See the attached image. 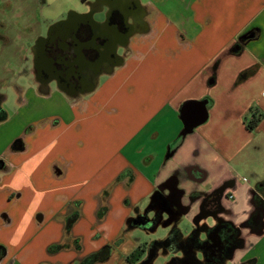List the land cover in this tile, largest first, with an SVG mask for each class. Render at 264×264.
Listing matches in <instances>:
<instances>
[{
	"label": "crops",
	"instance_id": "1",
	"mask_svg": "<svg viewBox=\"0 0 264 264\" xmlns=\"http://www.w3.org/2000/svg\"><path fill=\"white\" fill-rule=\"evenodd\" d=\"M169 2L135 0L142 28L81 95L44 85L28 60L5 53L0 88L11 74L24 84L12 115L0 103V264H76L104 246L95 264H131L147 234L162 241L177 229L185 241L202 225L203 239L216 218L239 231L223 264H264V206L256 227L245 224L264 193V0ZM199 101L207 119L182 136L180 108ZM219 187L221 209L195 225ZM182 252L157 247L151 264Z\"/></svg>",
	"mask_w": 264,
	"mask_h": 264
},
{
	"label": "flooded vegetation",
	"instance_id": "2",
	"mask_svg": "<svg viewBox=\"0 0 264 264\" xmlns=\"http://www.w3.org/2000/svg\"><path fill=\"white\" fill-rule=\"evenodd\" d=\"M6 3L0 8L6 9ZM41 3L45 4L46 1H25V7H30V11L25 12V18L19 16L15 24L9 26H16V35L11 36L5 30L7 23L0 18V45L5 46L3 51L12 47L14 54L8 52L18 56L20 63L28 60L35 77L44 85L53 83L55 87L71 95L85 93L95 85L103 71H111L115 64L120 63L121 55L127 53L131 36L136 29L142 28V23L135 19V14H140L135 7V0H93L83 11L71 12L50 20L38 15V5ZM10 42H13L12 46L7 45ZM3 51L0 50V56L4 54ZM25 71L23 66L22 74ZM258 190L260 192L259 188ZM222 194L223 187H219L205 198L203 209L197 215L201 216L198 223L207 214L215 215L221 209L219 201ZM258 197L261 200L258 210L245 222L254 224V227L260 223L264 193L260 192ZM174 199L175 195L172 194L170 201ZM157 220V217L152 220L144 217L136 219L145 225ZM216 221L203 239L199 238V230L205 227L199 225L195 229V243L176 237L168 242V247L173 243L180 244L184 249L185 263L227 259L231 249L240 242L239 231L227 219L216 218ZM191 249L197 250L196 255Z\"/></svg>",
	"mask_w": 264,
	"mask_h": 264
},
{
	"label": "rangeland",
	"instance_id": "3",
	"mask_svg": "<svg viewBox=\"0 0 264 264\" xmlns=\"http://www.w3.org/2000/svg\"><path fill=\"white\" fill-rule=\"evenodd\" d=\"M8 2H4L3 0H0V7L6 3L4 5V8H0V18L5 20L7 23V28L5 29L6 31H9V34L12 35H16L17 30L15 29L16 26H11V28L9 27L10 24H15L16 19L19 18V16H22L25 18L26 15V11H30V7L27 9V7H25V1L28 0H7ZM46 3L48 4H43L41 3L40 5H38V15L41 18H46L48 20L53 19L57 16H61V15H68L71 12H80L83 11L84 9H86L88 7V3L92 2L93 0H45ZM96 1V0H94ZM178 2V0H170V2L168 3V7L171 5H175ZM11 5V7H10ZM177 21H178V17ZM177 28H178V24H177ZM10 29V30H9ZM11 43V42H10ZM8 43L7 45H11L13 44V42L10 44ZM5 46H1L0 45V50L1 52L3 51ZM8 49V48H7ZM5 49L3 51V53L5 54L6 52L9 54L10 52H12V47H10L8 50ZM10 51V52H8ZM15 51H13L12 53L14 54ZM11 54V53H10ZM8 58L7 54L2 55V57H0V66L3 64V59ZM4 61H7L4 60ZM2 67V66H1ZM1 68H0V74H1ZM20 76H15L13 77V74H11V76L9 77L7 83L4 85V89L0 88V102L3 104V108L5 110H7L9 112L10 115H12L15 110L18 108V93H17V89L19 86H23L24 84V80L23 78L21 79ZM106 75H101V77L99 78V81H103L105 79ZM214 218L211 217H204L202 220H212ZM158 234H160V236L163 235V233H155V234H147V236L145 237V242L144 243H148L147 244V250H146V255L148 254L149 251V247L150 244L152 242V240H155L154 238H156L157 236H159ZM162 238V237H161ZM143 243V244H144ZM153 264H165V259L162 255H159L156 257V259L154 260Z\"/></svg>",
	"mask_w": 264,
	"mask_h": 264
},
{
	"label": "trees",
	"instance_id": "4",
	"mask_svg": "<svg viewBox=\"0 0 264 264\" xmlns=\"http://www.w3.org/2000/svg\"><path fill=\"white\" fill-rule=\"evenodd\" d=\"M249 71L245 70L242 71L241 73H239L237 80H241L243 78H245V76L247 75ZM4 116L0 115V119H2ZM260 120V115H257L256 112H253L251 115V118L248 120V122L246 123V127L249 130H252L256 124L259 122ZM181 140V135L174 141L172 142L171 145L176 146ZM3 168V162L0 160V169ZM100 215V214H99ZM102 215V214H101ZM77 218V214L76 213H70L69 215L66 216L65 219V230L69 231L71 225L73 224V222L76 220ZM196 230L194 229L190 235L187 237L186 240L188 241H193L194 243L197 241V235H196ZM180 238L179 232L177 229H174L173 232H171L166 238H164L162 241H152L149 247V251L148 254L145 256V258L141 261H139L140 257L143 255V253L145 252V248L143 246H137L128 256H127V260L129 261V263L131 264H151V262L153 261L154 257H155V250L157 247L160 246H166L168 247V242L171 239H175V238ZM239 244V243H238ZM237 244V245H238ZM235 245V247L237 246ZM55 247L59 248L61 247L60 245H55ZM173 250H184L182 248V246L180 244H171L170 246ZM195 248V247H193ZM234 248V247H233ZM232 251V249H231ZM111 252V248L110 246H104L101 249L92 252L90 254H88L87 256L83 257L80 261H78L76 264H95L96 262H100L105 260L109 254ZM185 255H183L182 257H173L171 258L169 261H167L166 264H186L185 263ZM139 261V262H138ZM224 260L221 261H216V262H210L207 261L205 262V264H223ZM197 264H203L201 262H198Z\"/></svg>",
	"mask_w": 264,
	"mask_h": 264
},
{
	"label": "water",
	"instance_id": "5",
	"mask_svg": "<svg viewBox=\"0 0 264 264\" xmlns=\"http://www.w3.org/2000/svg\"><path fill=\"white\" fill-rule=\"evenodd\" d=\"M246 37V36H245ZM198 102V101H196ZM200 106H198L195 111L187 110L186 105L184 103L180 108V118L183 123V129L181 131V135L184 136L185 134L191 132L197 125L203 123L207 119V108L203 101H199ZM218 212V211H217ZM208 216H213L212 213L208 214ZM201 219V216L196 217L193 220V223L197 225L198 221ZM199 232H206V229L199 230ZM191 251L196 255L197 250L191 249ZM182 254H184L182 252ZM186 264H193L192 262H186Z\"/></svg>",
	"mask_w": 264,
	"mask_h": 264
}]
</instances>
